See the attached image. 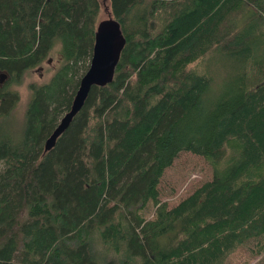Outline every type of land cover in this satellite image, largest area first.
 I'll use <instances>...</instances> for the list:
<instances>
[{"label":"trees","instance_id":"16d2710c","mask_svg":"<svg viewBox=\"0 0 264 264\" xmlns=\"http://www.w3.org/2000/svg\"><path fill=\"white\" fill-rule=\"evenodd\" d=\"M102 6L126 38L113 79L43 151ZM57 43L17 135L15 86ZM0 72V264H223L264 234V0H0ZM182 150L212 176L169 206L158 183Z\"/></svg>","mask_w":264,"mask_h":264},{"label":"rangeland","instance_id":"374dc122","mask_svg":"<svg viewBox=\"0 0 264 264\" xmlns=\"http://www.w3.org/2000/svg\"><path fill=\"white\" fill-rule=\"evenodd\" d=\"M108 15V10L102 6L99 18H105ZM60 44L57 43L51 54L44 60L41 65L28 69L23 76L22 82L15 86L19 98L12 108V110L5 117V124L13 128L14 133L19 135L22 132L25 110L28 100L30 99L29 82L44 83L49 80L55 70L61 65L62 56L59 54ZM211 66L216 69L226 66L229 69L233 63V59L226 55H215L212 57ZM90 60L85 59L84 63ZM214 68V69H215ZM215 69V70H216ZM84 70L81 71V73ZM226 71V70H225ZM231 72H223V81H213L211 92L214 93L218 86L222 85ZM80 76V75H79ZM78 76V77H79ZM7 77V76H6ZM5 77V79H6ZM4 79V80H5ZM74 88L69 89L72 92ZM77 89V88H75ZM76 91V90H75ZM59 114L58 119L64 113ZM44 140H42L43 142ZM6 163L0 160V173L5 169ZM212 176V167L210 163L200 154L191 151L182 150L177 157L173 160L172 164L168 166L160 177L158 183V190L160 199H167L169 206L176 204L180 199L188 195L193 189L200 185L205 180ZM150 215L152 209H148ZM264 243V234L258 239H250L245 243L239 245L225 260L223 264H261L264 260V249L259 253L258 247Z\"/></svg>","mask_w":264,"mask_h":264},{"label":"water","instance_id":"95a60500","mask_svg":"<svg viewBox=\"0 0 264 264\" xmlns=\"http://www.w3.org/2000/svg\"><path fill=\"white\" fill-rule=\"evenodd\" d=\"M125 41L119 21L110 13L98 21L89 65L80 76L69 109L61 115L58 123L45 138L43 151L55 145L58 136L69 126L74 115L83 106L92 85H105L112 81ZM5 76L4 72H0V82Z\"/></svg>","mask_w":264,"mask_h":264},{"label":"flooded vegetation","instance_id":"af4514ba","mask_svg":"<svg viewBox=\"0 0 264 264\" xmlns=\"http://www.w3.org/2000/svg\"><path fill=\"white\" fill-rule=\"evenodd\" d=\"M1 83H2V82H0V85H1ZM49 134H50V133H49ZM49 134H48V135H49ZM48 135H47V136H48ZM47 136H46V137H47ZM46 137H45V138H46ZM45 138H44V140H45ZM56 141H57V140H56Z\"/></svg>","mask_w":264,"mask_h":264}]
</instances>
